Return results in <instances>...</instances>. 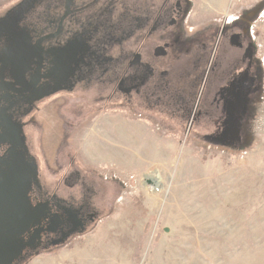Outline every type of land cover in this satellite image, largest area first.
<instances>
[{
	"label": "rangeland",
	"instance_id": "1",
	"mask_svg": "<svg viewBox=\"0 0 264 264\" xmlns=\"http://www.w3.org/2000/svg\"><path fill=\"white\" fill-rule=\"evenodd\" d=\"M192 10L196 21L246 20L259 64L248 99L197 124L79 93L42 102L28 128L41 182L97 216L23 264H264V0H194ZM73 170L90 192L65 184Z\"/></svg>",
	"mask_w": 264,
	"mask_h": 264
},
{
	"label": "flooded vegetation",
	"instance_id": "2",
	"mask_svg": "<svg viewBox=\"0 0 264 264\" xmlns=\"http://www.w3.org/2000/svg\"><path fill=\"white\" fill-rule=\"evenodd\" d=\"M193 6L194 0H15L0 11V19L8 15L0 29V177L14 164L36 166L31 207L47 205L63 222L18 250L34 229L10 234L0 219V264H23L97 216L84 197L41 182L28 128L42 102L79 93L95 106L125 104L195 124L202 114L227 116L246 102L259 70L246 20L206 13L207 20L196 21ZM64 179L79 194L90 192L78 171Z\"/></svg>",
	"mask_w": 264,
	"mask_h": 264
},
{
	"label": "water",
	"instance_id": "3",
	"mask_svg": "<svg viewBox=\"0 0 264 264\" xmlns=\"http://www.w3.org/2000/svg\"><path fill=\"white\" fill-rule=\"evenodd\" d=\"M7 20L8 15L0 19V29ZM31 174L33 179L37 178L38 169L36 166L33 170L30 168L28 171L21 164H14L9 167V172L5 177H0V210H4L0 213L2 225L8 227L10 234L17 231L18 233H27L31 228L34 229L29 237L21 240L18 250L23 246L38 242L42 232L55 230L63 224L62 216L54 214L47 205L31 207L29 202V191L32 185ZM68 215V220L73 222L75 216L71 213ZM82 228L83 226H81ZM13 245H15L14 242H8L9 248Z\"/></svg>",
	"mask_w": 264,
	"mask_h": 264
}]
</instances>
